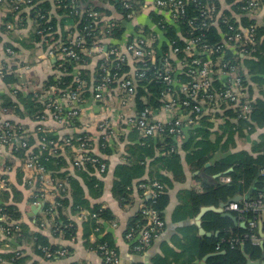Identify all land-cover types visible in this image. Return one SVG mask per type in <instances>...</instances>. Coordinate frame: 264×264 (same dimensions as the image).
Masks as SVG:
<instances>
[{"label": "trees", "instance_id": "trees-1", "mask_svg": "<svg viewBox=\"0 0 264 264\" xmlns=\"http://www.w3.org/2000/svg\"><path fill=\"white\" fill-rule=\"evenodd\" d=\"M8 1L9 4L16 9L15 11H23L24 9L30 8L36 13L35 18L38 35H41L39 31L45 32L50 30L51 22L48 16L38 8L39 0H29L30 2L28 4H20L19 6H14L12 0ZM85 1L86 0H81V2ZM184 1L186 5V14L178 21V24L169 22V25V23L164 20V17L159 14H156L153 18L158 28L166 33L165 36H167V38H170L168 46H178L181 49L185 48V44L182 39L177 37L176 31H179L181 37L187 38V33L189 31L187 23L194 21L199 14L194 6L195 1L199 0ZM200 1L206 3V0ZM79 2L80 1L76 0H55L54 6L64 15V23L69 25L72 21L75 23V29L72 30L71 33H68L63 41L53 45L50 50L53 53V57H61L60 43H65L66 46H69V44L66 43L69 34L77 32L83 35L85 34L82 30L89 25L88 22H90V20L87 18L84 11L89 9L113 18L115 26L105 34V39L109 41L110 39H114L113 44L108 41L110 43H108V46L111 48L119 47L118 49H121L120 52L125 53L126 46L132 43L135 37L128 39V34H126L122 23L123 21L132 19L134 17V11L136 12L138 7L144 8V3L146 1H126L131 4L132 8L124 9L118 1L109 0V2L115 6L119 14L118 16L110 11H104L101 8L92 7L91 5L81 9ZM246 6L247 3H245V1L223 0V2H221V0H215L216 10L222 12L229 20L228 23L230 25L235 27L239 24L243 28H254L255 43L254 45L246 46V49L251 52V54L248 55L249 58L244 57L241 59L231 52H228L224 57L227 64L236 66V72L241 77L242 83L247 85L249 82L251 84L249 87V94L251 97L252 92H254L253 94L256 99L249 115L250 120L236 118L237 113L230 107L232 104L229 102H226V104L223 101L217 108H214L216 104L215 100H213L209 108L213 116L218 115V117L221 116L226 118L225 124L220 126L219 130L216 132L213 131V124L208 115L202 116L197 122V126L193 128L186 129L183 127L181 131L182 134L179 136L164 133L158 134L155 137H143L135 129L126 128L120 123L118 132H115L113 130L115 127L111 128L110 125H108L105 130L99 129L98 126L95 127L96 134H102L99 137L97 145L93 142V139H91L88 133L80 130L82 127L79 121L80 116L73 119L67 118L65 124L56 121L61 126L62 131L66 132L63 133L65 134L64 136H59L57 135L58 133L55 134V131L44 130L45 127L41 124L36 125L34 134L38 139V146L34 147V143L32 142L33 136L30 132L25 133L27 135L26 147L15 144L10 150L20 160L22 166L23 163L25 164V162L29 160L32 154V156L37 158L38 165L44 168L45 175H48L54 181H61L63 186L65 185L64 190H62V192L58 191V194L54 196L55 198L53 197V201L58 204V206L54 207L51 211H46L51 208V204H47L46 207L42 209V214L36 218L34 225L37 229L44 231L49 227L53 237L73 240L77 233L76 223L68 220L63 214V211L69 208L71 213L76 217H82V240L85 242L87 248L99 256L102 264V259L104 257L100 249L102 246L105 245L109 250L117 251L115 250L112 237L108 234H102L103 225L101 223H109L115 220V218L108 209H102L99 204H91L87 195H90L92 199H97L101 196L103 190V182L101 179L106 177L108 172H112L113 177L111 195L121 208L129 206L133 202L135 188L137 189L140 199L138 212L130 218L126 231L123 234L124 239L127 233L133 231L135 235L146 224V220L140 208L143 204H150L152 200L145 194L144 189L140 188L141 184L149 185L153 182H157L162 187L160 195L154 200V208L160 213L165 227L163 209L168 203L167 192L172 188L174 183L183 182L185 180L183 162L189 167L192 173H197L193 178L202 185L203 192L198 194L192 190H185L180 193L178 198L179 206L173 213V221L175 223L191 220L196 217L202 207H216L221 202L225 203L234 199L238 194L241 195L245 193V201H252L253 198L263 190L264 29L262 26H259L255 19L256 16L250 17L249 14H247L244 10ZM259 6L262 10L264 7V0H259ZM76 11H79V13H76ZM260 13L261 12H259V14ZM127 15H131V17L127 18ZM228 27L220 24L219 28L211 27L200 33H195L194 36H201L203 43L214 46L218 44L220 40L219 31L231 33ZM124 33L125 35L123 36ZM138 35L139 33L135 36ZM93 38V35L86 36L87 48L89 49L93 46L95 41ZM164 47L158 52L159 58L168 52L167 46ZM74 50L78 53L80 58L78 60L60 58L62 60L61 66L64 77L59 81L57 80V82L52 79L49 84L55 85L59 83V86L64 87L73 83L74 77L78 76L85 83L81 93L84 102V97L88 98L89 93L86 92L83 94V90H87L90 79L87 78L88 76L86 77L84 75L83 72H85V69L80 68V73L77 74H74L73 70L76 67L86 65L87 58L80 53L79 49L74 48ZM181 61L182 60L178 63L174 62V59L171 61V75L173 77V82L171 84L162 83L156 80L155 77H151L149 80H141V82L136 84L132 107L135 114H140L144 110L157 111L160 109L162 107L160 102L162 98L161 94H163L167 88L176 91V93L180 94L181 98L185 96V93H182L181 85L183 82L185 83L187 78L182 75L181 65L183 63H181ZM100 64L101 63L97 65L93 74V86L99 83L97 80L101 79L102 76ZM146 68L147 73H152L153 68H151V66L148 65ZM128 70V65H122V69L117 72V77H124L125 74L127 75ZM100 74L101 76L99 78ZM10 77L11 76L5 78L6 82L15 83L16 79ZM56 88L58 89V87ZM219 88L223 90L226 87L222 84L219 85ZM257 89L262 98L256 96L258 92L256 91ZM14 95L12 99L2 97V107L16 108V104H21L25 109H29V115L31 114L33 121H37L36 119L41 115L47 117L46 119H52L55 116L53 108L46 110L44 106L41 107L40 105H36L33 98L29 96L25 97L19 93V91H16ZM53 99L54 98L51 100ZM144 99L146 101H144ZM82 105L83 103L79 107L81 108ZM227 105H229V108L226 109ZM18 127L17 125L14 126L16 132H24L23 128ZM38 128L40 130H38ZM113 132L115 134H125L124 139L128 142V144L123 146L125 162L116 165L114 168L110 166L109 157L117 153L119 146L116 141L112 139L108 141V138L111 137L110 134H113ZM213 134L217 135L212 139L211 137ZM255 135L258 141L252 140L249 148H247V146L236 148L234 136L242 137L245 141L250 142L249 140L251 137ZM118 137L117 141H125L122 136L119 135ZM180 137H183L182 143L178 144L177 139ZM30 147H33L32 152L29 150ZM73 148L77 149L79 153H72L71 150ZM61 151H64L65 156H62ZM27 152L28 154L25 157L24 154ZM219 153L220 155L216 156ZM80 156H89L90 158L97 159L98 162H83V165L76 167L74 163ZM101 164L105 165V171L103 173L99 172ZM29 172L31 173V171ZM216 175L219 177L213 178ZM34 178L36 179L37 176ZM224 179H228V182L224 181ZM35 182V192L33 196L39 193L41 187V182L38 180ZM7 187L8 183L6 184V188ZM84 187L87 188L89 193L85 192ZM4 189H0L1 212L8 216L7 222L17 223L10 227L12 232L9 236L0 237V259L12 264H41V260L43 262H50L56 259H63H45L42 248H48L50 251L63 248L52 245L49 239L43 236L39 231L31 232L21 220V214L16 205L21 202V194L14 188L12 189L11 186H9L10 192H6ZM36 201H38V198L34 197L31 199V203H35ZM236 216L240 219L237 213ZM205 218L209 222V227L206 226V230L214 232L219 231V236L200 238L197 236V232L193 225L184 226L179 229V233L184 240L182 247L184 251L189 250L190 252L191 250H196L199 259H202L208 254L222 253L209 258L207 264H247L248 260L246 257L251 259L252 262H262L264 243L263 246H259L258 243H255L254 240L251 239V236L255 237L256 240L258 239L256 228L250 225L251 223L257 224V214L248 211L243 215V221L248 224V228L246 229L234 228L230 219L221 218L219 214L208 213L205 215ZM41 224H43L44 227H41ZM16 227L18 228L17 230L15 229ZM229 230L232 231L230 234L228 233ZM90 235L96 236V239L92 244L89 243L87 245L86 242H88ZM147 249L144 252H146ZM129 251L132 252L130 247ZM67 252L69 253V250H67ZM17 253H22V256L18 257ZM132 253L139 254L135 252ZM191 264H193V262Z\"/></svg>", "mask_w": 264, "mask_h": 264}, {"label": "crops", "instance_id": "crops-1", "mask_svg": "<svg viewBox=\"0 0 264 264\" xmlns=\"http://www.w3.org/2000/svg\"><path fill=\"white\" fill-rule=\"evenodd\" d=\"M76 1H80L79 6L81 9L91 5L92 7L101 8L104 11H110L116 16L119 15L115 6L111 4L109 0H86L85 2H81V0ZM116 1L121 3L129 0ZM145 1L146 2L144 3V6L149 4L152 0ZM221 2H223V0H221ZM54 3L55 0L38 1V8L48 16V19L51 22L50 30L45 31L46 33L44 32L43 35H38L35 18L36 13H34L30 8L24 9L23 11H15L16 9H14V7L9 4L8 0H0V72L2 73V75H0V127L5 122H10L12 125L15 124L20 128H23L25 133L31 132V135L33 136L32 142L34 143V147L39 145L38 139L34 134V128L38 124L43 125L45 127L44 129L46 130L51 129L50 131H55V134L58 133L57 135L59 136H64L65 134L63 133L66 132L62 131L61 126L51 118H48L45 121H39L38 119H36L37 121H33L31 114L29 115V109H25L21 104H16V108L2 107V97H8L12 99L15 96L14 93L19 91V93H21L23 96H29L30 98H33L36 105L43 107V105L52 98V95L54 96L53 91L63 88V86H59V83L55 85L49 84L52 79L53 81L57 82V80L59 81L64 77L61 66L62 60L60 58L53 57V55H50L49 52L53 45L63 41L67 34L71 33V31L75 29V23L71 21L69 25L65 24L63 21L64 15L60 13V10L56 9ZM260 12L261 13L258 14L255 19L257 20L259 26H262L264 29V7ZM156 14L163 16L164 20L169 23L165 15L158 12H153L150 9L147 10L145 8L138 7L136 12L134 11V17L132 19L123 21L122 24L125 28L126 34H128V39L136 37L135 35L138 33H143L145 37L155 38L153 45L154 47L158 48V51H161L164 46H167L168 51V41L170 38H167V36H165L166 33L163 30H160L154 23L153 18L156 16ZM176 34L177 37L181 39V34L178 30L176 31ZM124 35L125 33L123 36ZM108 41V39H105L102 42L104 49L103 52L100 53L96 50L91 51L90 55L87 57L86 65L76 67L73 70V73L77 74L80 73V68L85 69V72L83 73L86 77L88 76L87 78L90 79L89 84L87 85V90H83V94L88 92L89 97H84L79 121L82 125L80 130L88 133L96 145L98 144L99 137L102 135L96 134L95 127H97L98 124L107 121L111 128L115 127L113 130L118 132V129L120 128V126L116 124L118 115L122 114L127 116L135 114V111L132 108L134 99L129 103L130 109H126L122 106L119 98V87L117 84L110 86L104 101L96 102L93 99V74L97 65L106 58L107 53L111 49V47L108 46V43L111 42L113 44L114 39H110V41ZM180 59L182 60L181 56L175 58L174 62L178 63L180 62ZM127 65L129 69L128 74H131L133 72L131 63ZM8 76L15 78L16 82H6L5 78ZM56 87H58V89ZM256 91H258V89ZM253 93L254 92H252V95L254 96ZM256 96L262 98V96L259 94V91L256 93ZM54 98L58 99L56 96ZM144 101L146 100L144 99ZM154 112L157 113L158 118L163 115L161 108ZM208 117L213 124L214 132L218 131L220 126L226 122V118L221 116L218 117V115H215L214 117L208 115ZM110 135L111 137L108 138V141L112 139L113 141H116L119 146L117 153H114L109 157L110 166L114 168L116 165L125 162L123 146L128 144V142L126 139H124L125 134L121 135L114 133ZM119 135L122 136L123 140L125 141H117ZM216 135L213 134L211 138L213 139ZM182 138L183 137L177 139L178 144L182 143ZM252 140L258 141L257 136L255 135L251 137L249 140L250 142L245 141V139L242 137L234 136L236 148H241L244 146L249 148ZM32 148L33 147H30V152H32ZM71 151L74 154L79 153V151L74 148ZM27 154L28 152L24 154L25 157ZM61 154L62 156H65L64 151H61ZM219 155L220 153L216 156ZM183 167L185 171V180L183 182L174 183L172 188L167 192L168 203L163 209L165 227L158 237L152 242L147 251L143 254H133L130 252L128 244L123 237L130 218H132L139 209L140 199L138 197L137 189L135 188L134 190L133 202L129 206L121 208L111 195L113 177L112 172H108L106 177L101 179L103 182L101 196L97 199H92L90 195H87V198L91 204H99L101 205L102 209H108L115 218V220L110 221L109 223L103 222L101 224L103 225L102 234H108L113 239L115 250L118 252L117 264H191L192 262L193 264H207V260L209 258L222 254H208L202 259H199L196 250H191L189 252V250L184 251L182 248L184 240L182 235L179 233V229L184 226L193 225L197 232V236L200 238L207 237L200 234V229H202L205 233H211L212 235L210 237L219 236V231L214 232L206 230V226L209 227V222L205 218V215L214 212H208L204 214L200 219V222L197 220L199 213L196 215V217L186 222L175 223L173 221V213L179 206L178 198L182 191L192 190L198 194L203 192L202 185L193 178L197 173H192L184 162ZM34 177L35 174L26 170L24 168V163L22 166L20 160L14 153L11 152L8 147L0 146V181L5 180L8 183V187L4 189L6 192H10L9 186H11L12 189L14 188L21 194V202L16 204L21 214V220L31 232L39 231L43 236H46L49 239L52 245L60 246L69 250L67 257L63 259H56L50 262H43L41 260L40 263L101 264L99 256L87 248L85 242L82 240V217H76L71 213L69 208L65 209L63 214L68 220L74 221L76 223L77 233L73 240H66L62 237H53L49 227L44 231H40L35 227V220L42 214V209L44 206L42 202L39 205H34V203H31V199H33L35 196H33L35 192L34 185L36 183L35 181H37V179ZM218 177L219 176L216 175L213 178ZM41 188L46 193V201L52 202L57 192H55L54 189L49 185H42ZM84 190L86 193H89L87 188L84 187ZM259 194L260 192L253 199H256ZM235 198H240L239 203H242L245 201L246 194H238ZM218 206L210 207L218 208ZM224 212L228 211L224 209ZM229 213L233 214V216L236 218V225L231 221L234 228H248V224L241 218L238 219L235 212ZM198 222L200 223V226H197ZM263 224L264 210L257 215V224L254 227L258 233V239L255 243H258L259 246H263L264 243ZM231 232V230L228 231L229 234ZM95 239L96 236L90 235L86 244H92ZM23 245L27 246L26 244ZM209 255L210 257L206 258ZM246 258L252 262L251 259L248 257Z\"/></svg>", "mask_w": 264, "mask_h": 264}, {"label": "built area", "instance_id": "built-area-1", "mask_svg": "<svg viewBox=\"0 0 264 264\" xmlns=\"http://www.w3.org/2000/svg\"><path fill=\"white\" fill-rule=\"evenodd\" d=\"M14 6L20 4H28L29 0H12ZM247 3L244 10L250 17L257 16L261 11L259 6V0H239ZM124 9H131V4L127 2H121ZM195 9L199 14L194 21L187 23L189 28L188 36L181 37L184 41L185 48L181 49L178 46L170 45L168 52L158 57V48L154 47L153 43L155 38L145 37L143 33H140L134 38V41L128 44L125 48V53L120 52L118 48H111L106 55V58L100 64L99 75L101 79L97 80L95 86H93L94 100L96 102H102L105 100L106 95L110 89V86L117 84L119 87V98L123 107L130 109L129 103L133 100L135 94V87L141 80H149L151 77H155L156 80L162 83L171 84L173 82L172 77V60L177 57H182L181 69L182 75L187 78L185 83L181 85L182 93L185 96L181 98L180 94L176 91L167 88L160 100L163 111V115L158 118L157 113L152 110H144L140 114H131L124 116L119 114L117 117V125H124L126 128L135 129L141 136L155 137L158 134H182V129H190L196 126L197 122L202 116L211 115L212 111L211 102L215 100L214 108H217L224 101L231 103L230 106L236 114V118H242L243 120H250V113L252 111V105L255 101V96L249 94L250 83L247 85L242 83L241 77L236 72V66L227 64L225 61V55L231 52L241 59L244 57L249 58L251 54L246 49L247 45H254V28H243L241 25L233 27L228 22L229 20L222 14L220 10L215 8V0H206V3L195 1ZM145 9H150L153 12H158L166 16V19L170 23L178 24V21L185 16L186 5L184 0H152L149 4L144 6ZM90 22L81 34L79 32L69 34L67 42L60 43L61 57L63 59L70 58L78 60L80 56L74 50L79 49L80 53L87 58L91 51L103 52L102 42L105 40V34H107L111 28L115 26V22L112 17L106 16L102 13H98L92 9L84 11ZM82 12V13H84ZM79 13V11H76ZM131 15H127L130 18ZM226 25L231 33H224L219 31L220 40L218 44L211 46L205 44L201 40V36H194L195 33H200L205 29L211 27H218L219 25ZM39 34L43 35L44 31H39ZM93 35V46L87 48L86 36ZM72 47V48H71ZM74 47V48H73ZM51 50V49H50ZM50 55L53 53L50 51ZM181 60V59H180ZM131 63L133 72L124 77H117V72L122 69V65ZM153 68L152 73H147V66ZM159 66V67H158ZM114 72V73H112ZM0 75L2 73L0 72ZM74 82L59 88V90L53 91L54 96L58 99L49 100L43 106L46 110L54 109L55 116L52 118L54 121L66 123V119L78 118L81 114V108L79 107L83 103L81 96L82 89L85 83L78 77H74ZM226 88L221 90L219 85ZM218 87V88H217ZM53 101V103H52ZM227 104V103H226ZM229 105L226 106V109ZM45 115V114H44ZM47 117L41 115L37 119L39 121H45ZM107 121L98 124L99 129L108 127ZM38 130H40L38 128ZM46 130V129H44ZM48 130V129H47ZM49 129L48 131H50ZM114 134V132H113ZM27 135L24 132L18 133L15 131L14 126L10 122H5L0 127V146H6L11 149L13 145L19 144L22 147H26ZM67 141V140H66ZM51 144V143H50ZM83 162H98L95 158L89 156H80L76 159L74 165L80 167ZM25 168L35 173L37 180L42 185L51 186L58 194L64 190L65 185L61 181H54L48 175H45L44 168L37 163V158L30 155L28 161L24 164ZM105 171V165L101 164L99 172ZM264 178V172L262 174ZM228 182V179H224ZM7 182L5 180L0 181V189L6 188ZM264 185V183H263ZM140 188L144 189L145 194L152 200L150 204H143L141 206V213L146 220L145 226L137 233L133 234V231L125 235V241L130 247L132 252L143 253L151 242L158 237L162 229L164 228V222L160 217V213L154 208V200L160 195L162 187L159 183L153 182L149 185H140ZM35 198L38 201L34 205H39L41 202L46 207L47 204H51V208L46 211L53 210L58 206L54 201H46V193L40 187L39 193L35 194ZM225 209L228 212L237 213L243 220V215L248 211L255 214H259L264 210V187L256 199L252 201H244L242 203L233 202L228 204ZM0 208V237L9 236L12 232L10 227L17 222H10L8 216L1 212ZM251 227H255V223L250 224ZM41 227H44L41 224ZM18 229L17 227L15 228ZM264 230V224H263ZM251 239L256 242V238L251 236ZM103 252L102 264H117L118 253L109 250L105 245L100 248ZM45 255V259L51 260V258H64L68 254L66 249H59L50 251L48 248H42ZM18 257L22 256V253H17ZM0 264H12L10 262L0 259Z\"/></svg>", "mask_w": 264, "mask_h": 264}, {"label": "water", "instance_id": "water-1", "mask_svg": "<svg viewBox=\"0 0 264 264\" xmlns=\"http://www.w3.org/2000/svg\"><path fill=\"white\" fill-rule=\"evenodd\" d=\"M239 201H240V198H234L232 200H229L228 202L219 204L218 208H215V207H205V208H202L200 210L198 216H197V220L200 222V219L202 218V216L204 214H206L208 212H214V213L219 214L221 216V218H228V219H230L236 225V223H237L236 218L231 213L224 212V209H225V207L228 204L233 203V202H239ZM199 222L197 223V226H200V223ZM199 232H200L201 235H204V236H207V237H210L212 235L211 233H205L202 229H200ZM208 257H210V255L207 256L206 258H208ZM247 264H264V254L262 256V262H260V261L251 262L250 260H248L247 261Z\"/></svg>", "mask_w": 264, "mask_h": 264}]
</instances>
